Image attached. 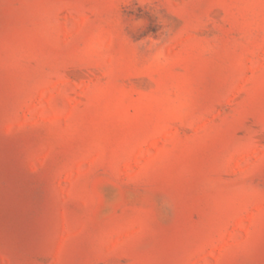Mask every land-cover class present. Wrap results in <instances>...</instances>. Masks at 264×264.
Returning a JSON list of instances; mask_svg holds the SVG:
<instances>
[{"label": "rangeland", "instance_id": "rangeland-1", "mask_svg": "<svg viewBox=\"0 0 264 264\" xmlns=\"http://www.w3.org/2000/svg\"><path fill=\"white\" fill-rule=\"evenodd\" d=\"M0 264H264V0H0Z\"/></svg>", "mask_w": 264, "mask_h": 264}]
</instances>
